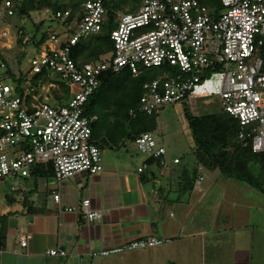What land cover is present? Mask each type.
I'll return each mask as SVG.
<instances>
[{"label": "built area", "instance_id": "obj_1", "mask_svg": "<svg viewBox=\"0 0 264 264\" xmlns=\"http://www.w3.org/2000/svg\"><path fill=\"white\" fill-rule=\"evenodd\" d=\"M104 1H82L83 13L76 18L75 28L68 22L71 7L43 10L62 28L51 29L46 40L34 46L23 82L16 80L19 73L0 57V180H15L18 185L11 190H26L19 180L33 179L32 170L39 164L53 165L56 183L104 169L101 147L92 137L96 117L85 114L84 106L108 70L128 69L138 76L142 67L174 69L144 83L137 110H130L132 116L138 111L155 115L177 102L191 105L193 112L197 98L218 95L223 111L239 122L238 138L254 152H264V57L257 54L264 45V0H220V9L213 12L201 0H140L134 12L116 11L117 23L110 33L113 50L98 61L78 62L72 56L74 48L86 36L101 31ZM14 14L13 0H0V49L5 46L2 39L11 36L6 18ZM22 36L21 29L17 40ZM30 39L26 34L23 44ZM64 88L69 94L61 99L57 95ZM134 143L147 159L167 166L166 147L153 132L140 133ZM53 197L60 201L57 189ZM59 209L80 212L89 223L104 216L91 198ZM30 238V233H20V247H27ZM167 241L140 237L92 254L105 256ZM46 254L66 256L67 251L54 247Z\"/></svg>", "mask_w": 264, "mask_h": 264}, {"label": "crops", "instance_id": "obj_2", "mask_svg": "<svg viewBox=\"0 0 264 264\" xmlns=\"http://www.w3.org/2000/svg\"><path fill=\"white\" fill-rule=\"evenodd\" d=\"M159 144L167 150L165 168L158 160L148 163L147 157L138 161L136 169L123 161L102 158L104 169L96 174H78L60 183L26 179L32 183L26 189L34 210L27 212L24 196L6 198L9 208L0 214L5 216L6 233L0 264H17L21 255L26 264H254V250L262 255L255 264H264V235H254L250 223L237 224L233 205L223 210H218L217 203L215 210L203 206L207 198L200 187L203 172L197 173L192 189L184 185L185 169L208 168L199 163L196 149L191 164L181 155L171 158L167 146ZM144 163L147 166L139 171ZM54 189L60 193L59 202L53 197ZM42 192L51 196L50 202L42 198ZM83 198H91L92 205L102 210L101 220L89 223L80 212L60 211V207L77 205ZM22 232L31 234L25 248L18 243ZM148 236L169 241L105 256L92 254ZM54 247L64 248L67 255L46 254Z\"/></svg>", "mask_w": 264, "mask_h": 264}, {"label": "trees", "instance_id": "obj_3", "mask_svg": "<svg viewBox=\"0 0 264 264\" xmlns=\"http://www.w3.org/2000/svg\"><path fill=\"white\" fill-rule=\"evenodd\" d=\"M84 0H13L15 14L6 18L12 27L16 28V33L23 30V36L18 40V46H39L47 38V33L42 29L45 21L34 23L33 27L25 24L24 19H32V12L45 9L58 10L71 7L72 12L68 22L75 28L76 18L81 17L83 8L81 3ZM128 0H122L125 3ZM206 4L210 11L221 7L220 0H201ZM121 0H105L106 14L102 23V29L97 34L86 36L75 46L72 56L78 62L98 61L103 55L113 50L114 44L110 37L111 30L116 25V11H136L139 7L121 4ZM139 3L140 0H137ZM125 9V10H124ZM128 11V12H129ZM13 17L17 18L12 22ZM72 28V29H73ZM26 34L31 35V39L23 44L22 39ZM258 55L264 57V45L258 48ZM26 56L25 51L19 54V60ZM0 57L7 63V59L0 49ZM9 65V63H8ZM10 66V65H9ZM155 68L153 75L149 79L143 71L138 76H133L128 69L120 72L111 70L105 71L102 75V82L87 99L84 110L88 116L96 117L92 123V137L98 142L99 146L121 147L127 140L135 141L136 137L146 131H154L157 127L158 114L150 115L138 111L136 116L130 114V110H137L140 97L143 94L145 82L163 74L165 71L172 72L174 69ZM11 69V67H10ZM170 70V71H169ZM13 74V73H12ZM26 73H19L16 79L23 82ZM38 82L37 77L34 83ZM69 90L57 95L65 99ZM184 115L191 131V135L196 146L199 163L208 167L215 165L223 175L240 179L252 187L264 192V152H254L250 144H246L238 138L240 125L238 120L229 113L213 112L205 114H195L191 111L187 103L183 102ZM0 129V135L2 134ZM154 159H147L148 163ZM198 170L185 169L183 171V181L187 189H192L197 178ZM54 175L51 163L39 164L32 170V176L37 183L39 180H51ZM12 191V190H11ZM17 191V190H15ZM13 191V192H15ZM28 191L23 195V204L28 213H32L34 207L29 201ZM9 196L8 199H13ZM5 216L0 217V246H5Z\"/></svg>", "mask_w": 264, "mask_h": 264}, {"label": "rangeland", "instance_id": "obj_4", "mask_svg": "<svg viewBox=\"0 0 264 264\" xmlns=\"http://www.w3.org/2000/svg\"><path fill=\"white\" fill-rule=\"evenodd\" d=\"M120 3H127V5L132 7V10L134 7H139L140 5V2L138 3L137 0H128L125 3H122L121 0ZM218 9H220V7ZM42 11L32 12V19H24L25 24L29 27L28 29L30 30V27H33L34 23H39L41 20H44L45 26L42 30L46 33L48 31H52L53 29L61 30V24L48 19L46 14ZM127 11L129 10L127 9ZM129 12L134 11L130 10ZM11 21L16 22L17 18L13 17ZM2 25L7 26L5 23H2ZM10 32L11 36L6 39H2L5 46H3L1 50L11 68L17 73H24L29 69L30 58L35 55L34 44L26 47L21 45L18 46L16 28L10 25ZM10 44L12 46L10 48L7 47L10 46ZM22 49L25 51L26 56H24L20 61L19 54L22 52ZM143 71L146 72V76L150 79L153 75L152 73L155 71V68H143ZM54 75L57 77L58 74ZM187 105L191 108V105ZM195 107L196 108L193 110V113L195 114H207L223 111L222 101L218 95L197 98L195 100ZM155 136L159 143H163L167 146L170 153L169 156L171 158L174 155H181L184 156L185 161L191 164L193 163L192 161L189 162V160L195 159L196 146L184 115V105L182 102L165 105L157 119ZM101 150L104 161H123V163H126L135 169L137 168L138 161L146 157L145 154L138 151L135 143L130 140H127L125 144L117 148L104 145ZM200 172L204 173V179L201 181L200 187L204 189V194L207 196V198L202 202L203 206L207 207L206 210L210 208L215 210L216 203L218 210L226 209L228 206L232 208L233 205L234 210L238 213L236 218L237 224L250 223L254 230V235L257 233L264 235V192L252 187L243 180L223 175L215 165H211L208 168L204 167L198 171V175ZM19 183L23 187L28 188L31 186V181L28 183L26 179H20ZM12 185L18 184L12 179L0 180V214L9 208V204L6 199L8 195L20 198L27 192V189H19L13 192L11 191ZM45 197L44 192H42V198L45 199ZM46 199L50 202L51 196H47ZM210 200H212V204L208 203ZM254 242L257 243L255 239ZM259 243H261V241H259ZM253 252L255 264V261L259 259L258 255L260 254H258L257 250H254ZM260 256L262 257V255Z\"/></svg>", "mask_w": 264, "mask_h": 264}, {"label": "water", "instance_id": "obj_5", "mask_svg": "<svg viewBox=\"0 0 264 264\" xmlns=\"http://www.w3.org/2000/svg\"><path fill=\"white\" fill-rule=\"evenodd\" d=\"M17 264H26V257L24 255L19 256Z\"/></svg>", "mask_w": 264, "mask_h": 264}]
</instances>
